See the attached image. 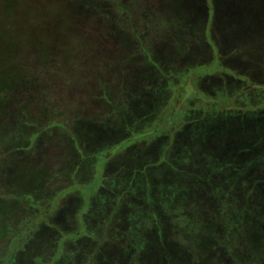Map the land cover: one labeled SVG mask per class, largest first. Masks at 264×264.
<instances>
[{"label":"rangeland","instance_id":"1","mask_svg":"<svg viewBox=\"0 0 264 264\" xmlns=\"http://www.w3.org/2000/svg\"><path fill=\"white\" fill-rule=\"evenodd\" d=\"M262 116L264 0H0V264H264Z\"/></svg>","mask_w":264,"mask_h":264},{"label":"trees","instance_id":"2","mask_svg":"<svg viewBox=\"0 0 264 264\" xmlns=\"http://www.w3.org/2000/svg\"><path fill=\"white\" fill-rule=\"evenodd\" d=\"M236 3H238V2H236ZM232 3H230L229 5H231ZM233 6H234V4H232ZM234 8V7H233ZM263 117V116H262ZM244 118H249L248 116H246V117H244ZM256 118V117H255ZM61 125H58V126H56V128L54 129V130H56V131H59L64 125H63V123H60ZM262 125V127H263V129H262V131H258L257 133H255V134H258L260 137H261V140L259 141L260 142V144L262 145H260L261 147H264V132H263V130H264V117L262 118V119H258L257 118V120L255 121V127L256 126H258V125ZM62 129H64L65 130V128H62ZM239 129H241L240 130V133L243 135V136H245V134H246V132L247 131H243V129L242 128H239ZM65 132H66V130H65ZM259 146V145H258ZM259 146V147H260ZM264 155V154H263ZM261 159L263 160V161H260V160H258V161H256L255 159L252 161L253 163H255L256 164V166H255V180L253 181V183H252V181H246V183L245 184H243V185H241L243 188H249L250 189V187L251 186H253V187H256L257 186V183H263L264 182V178L263 179H261V178H259V177H257V172H258V169H257V167H260V163L262 164V166L260 167V169L261 170H264V158H262L261 157ZM250 161H251V159H250ZM247 163L250 165H252V163L251 162H249V161H247ZM252 168H253V166H252ZM70 180L72 179L73 181H74V176L72 175H70V177H68ZM258 178V179H257ZM242 182V181H241ZM242 183H244V182H242ZM168 186H169V183H168ZM167 188V187H166ZM208 189H210L211 191L214 189V190H216V189H222L225 193H228V192H230V193H234V192H236L235 191V188H233L229 183L228 184H226V185H220V186H213V185H210V187L208 188ZM261 189H263V187L261 186ZM204 198H214V199H217L216 197H204ZM225 202H223V204L225 203L229 208H230V205H231V207H234L235 205H237L238 207L239 206H241V207H245L244 205L246 204V201L245 200H243L241 203L242 204H240L239 203V201H236L235 199H230V200H224ZM233 205V206H232ZM262 205H264V202H262V201H254L253 202V205H252V207L254 208V210L255 211H257V210H259V209H263L264 210V206H262ZM216 208H218V206H216ZM242 208V209H243ZM247 208V207H246ZM212 209H215V208H210L209 210H208V214H210V212H211V210ZM254 211V212H255ZM264 212H261L260 214H259V217L263 214ZM184 214V212L183 213H177V215H179V216H184L183 215ZM243 215V214H242ZM230 217L231 216H227V218L228 219H226L227 221H229L230 220ZM261 221H262V223H264V216H263V218L261 219ZM227 233V232H226ZM225 233V234H226ZM25 238H26V236H25ZM28 239V238H27ZM26 239V240H27ZM218 239H221L222 240V242L220 243L219 242V240ZM214 243H211V244H213V247H214V251H212V257H211V263L210 264H218V263H220V262H222V261H220L221 259H224V258H222V255H224V254H222L223 252H220L221 250H223V246L225 247V245L223 244V243H225L224 242V240L222 239V238H216L214 241H213ZM246 240H242V243H238L237 245L236 244H232L233 246H232V249H230V248H225L226 250H227V255H226V257H225V259L228 257V258H230L231 260V262H233L232 264H239L240 262H239V258H241L243 255H246V253H244V251H242L241 250V247H242V245L243 244H246ZM14 254V253H13ZM234 255H235V257H234ZM14 255H12V257H13ZM11 257V258H12ZM219 258V259H218ZM13 259H14V257H13ZM224 259V260H225ZM40 262H41V260H40Z\"/></svg>","mask_w":264,"mask_h":264}]
</instances>
